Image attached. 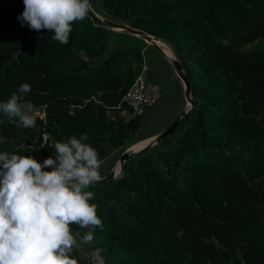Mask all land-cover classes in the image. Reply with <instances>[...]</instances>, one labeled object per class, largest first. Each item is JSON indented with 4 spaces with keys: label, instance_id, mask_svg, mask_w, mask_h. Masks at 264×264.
Listing matches in <instances>:
<instances>
[{
    "label": "trees",
    "instance_id": "trees-1",
    "mask_svg": "<svg viewBox=\"0 0 264 264\" xmlns=\"http://www.w3.org/2000/svg\"><path fill=\"white\" fill-rule=\"evenodd\" d=\"M92 2L172 47L193 105L163 140L129 156L116 179L86 189L103 231L91 244L73 233L71 257L93 264L94 247L105 264H264V0ZM23 10V0H0V102L27 83L24 100L40 117L24 128L0 114V152L42 163L55 159V142L87 133L82 143L101 160L135 141L140 114L119 113L130 111L121 98L138 65L118 61L119 36L86 17L60 44L53 32L22 25ZM37 128L41 145L22 146Z\"/></svg>",
    "mask_w": 264,
    "mask_h": 264
},
{
    "label": "clouds",
    "instance_id": "clouds-1",
    "mask_svg": "<svg viewBox=\"0 0 264 264\" xmlns=\"http://www.w3.org/2000/svg\"><path fill=\"white\" fill-rule=\"evenodd\" d=\"M18 16L31 30L53 32V40L66 45L72 25L92 9L90 0H23ZM31 86L21 84L0 114L18 119L21 127L35 128V107L24 97ZM38 114V113H37ZM42 116V114H41ZM87 133L55 142V159L42 163L31 156L0 152V264H77L71 257L77 240L70 224L91 227L82 239L91 244L94 230L103 231L94 193L86 191L101 181L103 161L86 143ZM52 168L43 171L42 168ZM76 235H79L76 233ZM93 264H104L100 250H93Z\"/></svg>",
    "mask_w": 264,
    "mask_h": 264
},
{
    "label": "rangeland",
    "instance_id": "rangeland-1",
    "mask_svg": "<svg viewBox=\"0 0 264 264\" xmlns=\"http://www.w3.org/2000/svg\"><path fill=\"white\" fill-rule=\"evenodd\" d=\"M115 43L118 45L114 46L113 51L118 56L120 64L122 61H129L130 63L138 65L137 72L146 75H144L146 89H151L148 94L149 99H151V102L149 103L150 106L147 105V108L143 109L140 113V126L133 135L134 139L143 138L164 127L166 122L172 118L175 110L178 108L177 103L179 102V104H181V98H179V93L176 87L177 79L169 64L164 60L161 54L156 52L153 48L126 36H119L116 38ZM110 49L111 43L105 42L104 52ZM157 62L161 66H158ZM155 96H157V99ZM154 100L155 102L153 103ZM37 113L40 112H37L35 108L34 115L40 117ZM119 116L126 120L128 117H131L132 114L130 111L126 110L120 112ZM126 145L127 144L114 149L107 157L101 159L103 161V164L99 169L101 176L109 172V170L116 164L119 154ZM86 256L87 254H85V257Z\"/></svg>",
    "mask_w": 264,
    "mask_h": 264
},
{
    "label": "water",
    "instance_id": "water-1",
    "mask_svg": "<svg viewBox=\"0 0 264 264\" xmlns=\"http://www.w3.org/2000/svg\"><path fill=\"white\" fill-rule=\"evenodd\" d=\"M90 3L92 5V9L89 12L87 18L94 26L103 28L114 36H126L138 40L144 45L153 48L156 52L161 54L164 60L169 64L173 74L177 79L176 87L179 93V98H181V104H179V102L177 103L178 108L175 110L171 120L164 127L149 136L137 138L135 139V141L127 143L122 152L119 154L116 164L109 170V172L101 176V181L97 182V184H102L108 180L116 179L122 173L123 162L129 156L147 150L148 148L163 140L167 135H169L174 130V128L177 127L180 122L187 116L192 108L193 101L191 98L190 82L182 69L176 53L164 39L152 35L144 30L134 28L128 23L112 20L111 18L101 13L95 7L92 0H90ZM70 117L71 115L67 114L65 119L61 123L65 124ZM42 141L43 135L41 134L40 128H37L36 138L29 143L23 144L22 146L26 145L29 147H38L41 145ZM137 144L140 145L136 146ZM69 227L75 234H79L77 236L82 241L86 242L82 239L83 234L81 233L77 225L70 224ZM92 250L96 249L92 247Z\"/></svg>",
    "mask_w": 264,
    "mask_h": 264
},
{
    "label": "built area",
    "instance_id": "built-area-1",
    "mask_svg": "<svg viewBox=\"0 0 264 264\" xmlns=\"http://www.w3.org/2000/svg\"><path fill=\"white\" fill-rule=\"evenodd\" d=\"M148 94L145 77L143 73L139 72L122 95L121 100L129 108L132 115L140 114L144 106L151 102Z\"/></svg>",
    "mask_w": 264,
    "mask_h": 264
},
{
    "label": "crops",
    "instance_id": "crops-1",
    "mask_svg": "<svg viewBox=\"0 0 264 264\" xmlns=\"http://www.w3.org/2000/svg\"><path fill=\"white\" fill-rule=\"evenodd\" d=\"M157 65H158V66H161L158 62H157ZM143 75H145V74H143ZM145 76H146V75H145ZM145 76H144V77H145ZM147 89H148V92L150 93L151 89H149V88H147ZM152 92H154V91H152ZM155 93H157V92H155ZM158 95H159V94H158ZM155 97H156V99H157V96H155ZM154 99H155V98H154ZM156 99H155V100H156ZM155 100L153 101V103L155 102Z\"/></svg>",
    "mask_w": 264,
    "mask_h": 264
},
{
    "label": "bare ground",
    "instance_id": "bare-ground-1",
    "mask_svg": "<svg viewBox=\"0 0 264 264\" xmlns=\"http://www.w3.org/2000/svg\"><path fill=\"white\" fill-rule=\"evenodd\" d=\"M140 144H137L136 146H139Z\"/></svg>",
    "mask_w": 264,
    "mask_h": 264
}]
</instances>
